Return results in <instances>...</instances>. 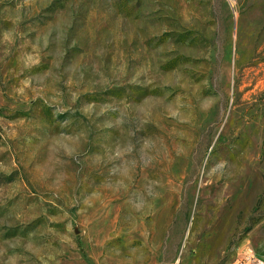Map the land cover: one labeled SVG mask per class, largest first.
Segmentation results:
<instances>
[{"label": "rangeland", "instance_id": "obj_1", "mask_svg": "<svg viewBox=\"0 0 264 264\" xmlns=\"http://www.w3.org/2000/svg\"><path fill=\"white\" fill-rule=\"evenodd\" d=\"M264 233V0H0V264H228Z\"/></svg>", "mask_w": 264, "mask_h": 264}, {"label": "crops", "instance_id": "obj_2", "mask_svg": "<svg viewBox=\"0 0 264 264\" xmlns=\"http://www.w3.org/2000/svg\"><path fill=\"white\" fill-rule=\"evenodd\" d=\"M244 248H251L257 259H259L261 264H264V233L254 237V239L250 240L247 243H242V245L238 246L235 255H233L231 261L228 264H238V257ZM250 264H258V263H250Z\"/></svg>", "mask_w": 264, "mask_h": 264}, {"label": "built area", "instance_id": "obj_3", "mask_svg": "<svg viewBox=\"0 0 264 264\" xmlns=\"http://www.w3.org/2000/svg\"><path fill=\"white\" fill-rule=\"evenodd\" d=\"M253 262L261 264L251 248H244L238 257V264H250Z\"/></svg>", "mask_w": 264, "mask_h": 264}]
</instances>
